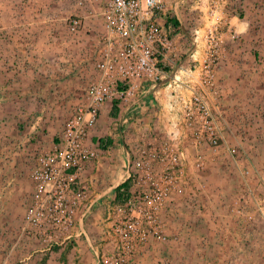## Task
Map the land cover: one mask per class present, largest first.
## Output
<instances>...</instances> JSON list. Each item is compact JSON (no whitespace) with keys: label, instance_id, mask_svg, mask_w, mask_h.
Instances as JSON below:
<instances>
[{"label":"rangeland","instance_id":"374dc122","mask_svg":"<svg viewBox=\"0 0 264 264\" xmlns=\"http://www.w3.org/2000/svg\"><path fill=\"white\" fill-rule=\"evenodd\" d=\"M105 1L0 0V146L10 147V133L16 127L29 132L36 126L46 138L36 167L42 156L66 148L70 128L78 113L83 111L88 120L87 112L96 110L94 122H86L82 128L85 130L84 146L94 149L96 157L80 168L77 182L65 192V211L55 213L52 210L53 201L50 200H54L57 188L53 181L46 187L47 191L41 193L43 198L53 194L45 204L37 198L35 180V190L28 188L22 201L18 200L19 195H15L17 201L10 199L14 195L10 183H0V264H104L103 259L117 251L113 226L120 217V208L125 207L137 190L132 181L129 189L117 192L125 178L122 177V172L126 173L125 155L139 141L138 135L133 133L128 137L121 134L116 106L119 114L127 107L117 97L89 106L66 104L58 107L50 102L47 108L40 107L38 85L43 84L44 76L38 75L37 71L36 74H22L19 69L24 64L42 69L46 63L48 76L61 80L65 97L71 98L77 84L87 76L84 71L78 73V67H93L100 71L98 62L107 53L118 52V44L108 42L110 34L102 17ZM166 3L162 25L173 43L172 51L160 55L164 69L177 70L182 64L193 66L190 55L195 49L196 30L200 31L199 56L210 50L207 38L210 29L217 35L220 56L217 68L222 69L223 75L219 77L216 73L218 85L221 90L226 82L231 91L226 97L221 94L222 100L216 110L226 146L235 147L236 155L233 157L226 147L219 155L206 148L204 168L196 170L194 166H188L187 176L192 183L188 196L175 194L166 203L161 218L164 235L161 239L153 237L151 242L157 240L156 245L161 247L162 244L185 247L175 256L186 258L188 264H264V138H256L264 133V0H166ZM203 4L207 8L202 7ZM77 16L82 25L79 33L72 34L69 23ZM234 16L236 20L232 22ZM28 22L31 24L29 31ZM26 31L30 36L23 42L22 35ZM44 33L45 37L39 39ZM23 49L34 54L33 58H13V53L19 55ZM88 57H92V61ZM98 76L103 80V75ZM28 83L36 86L30 93L23 87ZM51 85H56L55 90L59 87V83ZM26 94L32 98L16 99ZM59 95H62L60 90ZM163 98L162 89L161 102ZM99 105H106L109 110L103 111ZM44 110L47 114L53 111L59 121L14 123L10 120V115L36 117ZM150 124L157 129L159 140L167 138L169 122L164 115ZM135 125H130L132 132ZM61 130L64 136L59 137ZM182 140L181 147L193 164V145ZM254 144H260L256 152L252 151ZM96 165V181H90L88 172ZM74 172L75 169L67 170L68 174ZM8 174L6 171L5 175ZM19 191L15 192L21 195ZM97 193L99 200L82 216L90 205L86 202ZM190 194L194 197L190 198ZM220 197L227 206L226 224L218 215ZM39 207L42 215L32 217L31 210ZM216 226L224 233L228 232L223 235L225 246L219 249L220 236L216 235ZM102 233H107L113 243L116 240L108 249L100 247L104 242ZM90 242L99 250L94 251ZM222 251L227 254L221 256ZM164 260L168 261L169 257Z\"/></svg>","mask_w":264,"mask_h":264},{"label":"built area","instance_id":"2783aa9c","mask_svg":"<svg viewBox=\"0 0 264 264\" xmlns=\"http://www.w3.org/2000/svg\"><path fill=\"white\" fill-rule=\"evenodd\" d=\"M166 5V0H106L102 13L110 34L108 42L117 43L118 52H109L98 62L104 82L93 84L90 92L97 103L117 97L127 107L117 118L121 134L139 137L124 160L127 168L124 182L134 181L137 190L120 208V217L113 226L117 251L103 259L104 264H138L135 255L146 249L153 237H163L162 210L175 194L187 195L192 184L187 176L188 166L203 169L206 148L219 155L226 147L233 157L236 155L235 147L226 146L216 110L222 99L216 75L220 58L217 35L211 28L207 35L210 50L199 56L200 31L196 30L195 49L190 55L193 66L164 69L160 55L172 51L173 43L162 25ZM81 22L78 16L73 18L70 33H79ZM162 89L165 101L161 102ZM87 114L88 120L83 111L75 116L66 148L42 156L33 172L38 185L37 198L44 204L53 194L43 198L41 193L47 191L52 181L57 185L55 198L50 200L55 213L67 209L65 192L77 182L80 168L96 157L94 149L84 146L82 129L86 122H94L96 110ZM162 115L169 122L165 140H159L157 129L150 124ZM131 123L137 124L133 132ZM182 139L193 145V164L181 147ZM69 169L75 172L68 174ZM41 215L40 207L31 210L32 217Z\"/></svg>","mask_w":264,"mask_h":264},{"label":"crops","instance_id":"0c3cea01","mask_svg":"<svg viewBox=\"0 0 264 264\" xmlns=\"http://www.w3.org/2000/svg\"><path fill=\"white\" fill-rule=\"evenodd\" d=\"M206 7V4H203L202 7ZM207 8V7H206ZM236 20V17L234 16V19L232 18V22H234ZM30 22H28L26 24L27 29L29 31V24ZM33 23V22H32ZM26 34V35H25ZM24 35H22L23 37V42H25V38H27L26 36H30L29 33L26 31ZM44 34L39 35V39L41 37H45ZM24 44V43H23ZM17 52L13 53L12 56L13 58H26V59H32L33 55H31V53L28 51H26V49H23L21 54L16 55ZM39 57H41V54H38ZM88 60L92 61V57H88ZM190 60V59H189ZM193 59H191L190 61H192ZM24 63V62H23ZM83 67V66H81ZM78 67L77 72L82 74V71H84V73H86V78L85 80H81L78 84L77 87L75 89V92H73L74 94L71 96V98H66L63 92V89L61 87L62 82L59 79L56 78H51L48 76V69L46 67V63L43 64V67L41 69V66L38 67H31V66H25V64L23 66H21L19 69L22 71V74H37L44 76L43 78V84L40 86L38 85V92H39V103H40V107L43 108H47L48 105L50 104V102L53 104V106H58L60 107L61 105L64 106H68L71 104H75L76 106L78 105H85V106H89V105H93L96 101L94 99V96L91 94L90 92V88L93 84H98L99 82H104V80H99V76L98 75H103L102 73L99 74L100 71H98L97 69L92 68H88V67ZM182 67L185 69H189L191 66L184 65L182 64ZM224 67V66H223ZM16 68H14L15 70ZM217 73H219V77H222V69H220L219 67L217 68ZM49 75H52L51 73H49ZM48 76V77H47ZM49 80H48V79ZM218 78V75H217ZM102 79V78H101ZM218 82L220 83V81L218 80ZM51 83H59V87L57 90L54 89V86L51 85ZM222 85V82H221ZM51 86V87H50ZM24 88H26L27 93H30V91H32V89H35L36 86H34L32 83L29 85V83L27 84V86H23ZM54 90V91H53ZM59 90L62 92V95H59ZM221 94H224V97H226L227 95H230V87L228 86V84L225 82L224 85H222L221 87ZM226 93V94H225ZM30 99L32 98V95L30 94H26L23 95L22 98L17 96L16 99L20 100V101H25L26 99ZM222 100V99H221ZM29 101V100H28ZM163 101H165V98H163ZM226 101V99H225ZM70 103V104H69ZM75 106V107H76ZM101 106V105H99ZM102 110H109L108 106H101ZM46 110V109H45ZM43 112L42 115L40 116H36V117H32L30 115L27 114H22V115H10V120L14 121V123H26V122H40V121H44V122H54L57 123L59 121V116L56 115L55 113L47 114L46 112ZM222 123V122H221ZM30 128V127H29ZM57 129H59L57 127ZM36 126L32 127V129L29 130V132H26L24 130H21L20 127H16V130H14V132H12V134L10 133V147H1L0 146V183L5 181L10 183V186L12 187V189L14 190V195L10 196V199L15 198V200L17 199L15 195H19V199L20 201H22V195L27 193V189L31 188L33 191L35 190V184H34V177H33V169H34V165L37 162V158L42 154L44 147L46 146V143H43L45 138V135L43 133H41L39 130H36ZM62 131V130H61ZM60 131V132H61ZM60 135H58L59 137H61V135L64 136L63 131L61 133H59ZM6 136V135H5ZM9 138V137H8ZM256 138L258 139H263L264 138V133L259 134ZM260 144H254V146L252 147V151L256 152L259 147ZM4 162V164H1V162ZM98 165H96V167H92V171L88 172V174L90 175V177H88L90 181H92L93 179L96 181V173H94L95 169H97ZM6 171L9 172L8 175H5ZM127 171V168H126ZM126 173L123 174L122 172V177H125ZM125 180V178L123 179V181ZM124 183V182H123ZM121 185V184H120ZM223 188H224V184H223ZM16 190H20V193H16ZM224 193V192H223ZM98 193L93 195V197L86 202V204H90L87 208V210L82 214V216H84L85 214L89 213L90 211V207L93 205L94 202L98 201ZM221 196H224L221 195ZM222 197L219 198V203L220 204V208H219V219H222L223 223L226 224V222L224 221V219L228 218V215H226V211L225 208L226 203L224 200L221 199ZM221 199V200H220ZM17 201V200H16ZM222 201V202H221ZM177 203V202H176ZM175 203V204H176ZM225 203V204H224ZM254 203V202H253ZM82 204V203H81ZM83 208V207H82ZM82 212L79 211V214H81ZM220 224V223H219ZM219 228H217L216 226V235L220 236V242H218V249L219 247L225 246V243L223 241V235L227 234L224 233V230H219ZM78 233V232H76ZM193 235V234H192ZM115 238V237H114ZM102 239L104 240L103 243H101L100 247L102 248H109V245L115 244L116 240L114 239V243L112 241H110V239L108 238L107 233H102ZM156 242H158L157 240H154L151 242L149 248H146L144 250H142V252H138L135 256L136 261L138 262V264H188V261L186 258L184 257H180V256H175V254H177V251H182L184 250L185 247L180 246L181 248H175L173 246V244H162V247L160 245H156ZM162 243V241H160ZM92 249L94 251H98L99 248L97 245H94L92 242H90ZM117 245V242L116 244ZM41 248V246H40ZM29 249V247L27 248ZM43 249V248H42ZM175 249V250H174ZM189 250V249H186ZM221 252V251H220ZM227 253L222 251V253L220 254L221 256L226 255ZM169 257V260L165 261L164 259L166 257ZM174 259H181L180 262H175ZM140 262V263H139Z\"/></svg>","mask_w":264,"mask_h":264},{"label":"trees","instance_id":"16d2710c","mask_svg":"<svg viewBox=\"0 0 264 264\" xmlns=\"http://www.w3.org/2000/svg\"><path fill=\"white\" fill-rule=\"evenodd\" d=\"M118 110V115H119V107L116 106V111ZM130 184H132L131 180H128L127 182H124L123 184H121L118 188H117V192L119 193L121 191V189H129Z\"/></svg>","mask_w":264,"mask_h":264}]
</instances>
